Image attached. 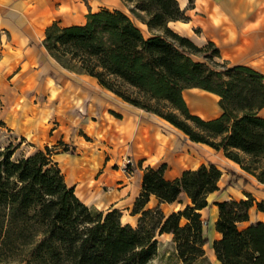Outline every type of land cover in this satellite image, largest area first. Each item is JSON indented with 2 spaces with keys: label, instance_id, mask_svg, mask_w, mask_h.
Here are the masks:
<instances>
[{
  "label": "trees",
  "instance_id": "trees-1",
  "mask_svg": "<svg viewBox=\"0 0 264 264\" xmlns=\"http://www.w3.org/2000/svg\"><path fill=\"white\" fill-rule=\"evenodd\" d=\"M123 1L131 3L130 12L147 26L148 35L122 9L102 7L89 11L83 24L49 25L43 39L47 52L63 68L95 77L102 87L157 115L188 139L222 150L264 183V116L259 114L264 107V73L243 63L215 70L194 61L190 55L203 47H213L221 57L220 48L212 40L198 47L169 26L170 21L188 19L178 0ZM68 55L80 65L69 66ZM119 82L136 88L138 96L119 88ZM187 87L218 95L220 114L203 118L190 111L182 96ZM152 100H166L177 112H164ZM60 144L68 150L66 143ZM42 149L17 161L6 148L0 149V255L9 257L30 245L34 264H147L156 253V236L168 232L180 264L204 258L207 243L220 264H264V221L242 224L249 220L251 207L264 212L263 199L245 193L215 202L219 236L210 242L205 233L199 210L219 189L221 176L213 162L184 169L173 178L164 176L166 163L145 166L132 209L139 213L133 226L122 223L115 208L105 214L89 209L52 161L57 148ZM42 193L46 200L41 201ZM150 195L158 204L144 208ZM184 197L188 202L169 213L159 206L183 203ZM37 202L39 207L30 213Z\"/></svg>",
  "mask_w": 264,
  "mask_h": 264
},
{
  "label": "crops",
  "instance_id": "crops-1",
  "mask_svg": "<svg viewBox=\"0 0 264 264\" xmlns=\"http://www.w3.org/2000/svg\"><path fill=\"white\" fill-rule=\"evenodd\" d=\"M120 2L124 3L123 0H0V121L15 136L38 149L53 144L57 150L51 154V159L60 169L65 184L73 188L74 194L88 206L117 209L120 212V221L133 226L137 223L139 213H134L132 209L141 190V178L145 166L156 167L166 163L164 176L173 178L180 175L184 169L213 162L221 170L218 180L219 189L209 194L208 205L199 210L202 216L203 211L209 207V197L215 196L222 188L220 182L223 175L226 176L224 185L227 182L228 175L222 171L225 167L252 174L226 157L222 150H215L187 137L181 146L174 147L176 137L164 138L161 126L156 122V118L161 119L160 117L122 100L102 87L95 77L85 73L70 72L63 68L47 52L43 44L45 31L49 25L83 24L89 11H96L102 7L121 9ZM227 2L239 3L244 7L253 6L245 14L248 27L245 32L243 31L242 36V22L236 25L237 35H228L221 28L220 23L223 20L216 16L211 19L207 11L199 5L198 0L188 7L179 4L185 10L188 19L175 21L183 25L197 22L201 28L198 38L203 36L205 40L216 42L224 59L232 64L245 63L254 67V64L260 63V50L247 47L253 38H258L259 47L264 48V30L258 34L250 32L264 24V0H227ZM125 3L131 5L129 2ZM198 9L206 15L200 14ZM191 10H194L193 14L190 13ZM248 13L252 15L247 17ZM195 17L200 19L197 20ZM141 24L148 33L147 26L142 22ZM174 30L188 37L192 33L185 27ZM243 51L242 57L234 60L237 53ZM182 96L190 111L203 118H213L220 114L218 95L213 92L200 87H187L183 89ZM214 96L218 108L211 98ZM63 101L69 102L65 111L79 115L78 122L71 127L72 132L69 135L60 131V122L55 123L58 121L56 115L58 107L62 106ZM263 109L264 107L261 110ZM173 128L183 134L179 129ZM104 129H106L105 141L100 138ZM75 130L78 134L74 137ZM80 132L92 136L93 140L82 139ZM70 137L73 139L71 144L74 149H61L58 144H68ZM104 142L109 144L110 151L128 156L132 165L135 163V167L130 170L120 167V170L106 172V167L113 164L115 158L110 156L105 160L100 154L103 153ZM173 147L176 148L174 151ZM178 154H182L183 157L198 156L203 161L195 166L182 167L174 176H167L170 164L179 163ZM182 156L180 158H183ZM102 166L104 172L95 177L97 170ZM111 175L118 177L110 178ZM105 184H111L112 187L105 190L101 187ZM230 187L229 183L225 190ZM245 193H250L255 200H264V183L257 180V185L253 189L244 190L238 197L212 199V216L209 223L213 229V236L208 237L210 242L219 236L214 228L217 218L215 202L242 198L245 197ZM183 200V203H159V206L164 213H169L188 202L186 197ZM174 203L179 206L170 207ZM157 204L156 197L150 195L144 208ZM167 207L170 208L166 211ZM257 220L264 221V212L256 210L253 206L249 211V220L242 224ZM158 236H165L173 242L171 233L163 232L157 235L156 239ZM205 246L206 244L204 249ZM210 249L214 255L211 246Z\"/></svg>",
  "mask_w": 264,
  "mask_h": 264
},
{
  "label": "rangeland",
  "instance_id": "rangeland-1",
  "mask_svg": "<svg viewBox=\"0 0 264 264\" xmlns=\"http://www.w3.org/2000/svg\"><path fill=\"white\" fill-rule=\"evenodd\" d=\"M194 1L195 0H178L180 6L182 7L184 6L188 7V6L194 5ZM133 3L135 4V1ZM198 3L202 8H204L207 11L211 19L213 18V16H216L218 18H221V20H223L220 23L221 28L228 35L230 34L234 36L237 35V26H236L237 23L242 22L241 36H242L243 31L246 30V28L248 27L247 20L245 19V14L248 12V10H250L253 7L251 5L244 7L243 5L240 6L239 3L238 4L228 3L227 0H198ZM119 5L123 11H125L131 16L132 20L136 23V25H138L143 30V33L145 35H148L145 29V26H143L140 20L130 12L129 10L130 6L126 4L125 2L124 3L120 2ZM197 11L203 16L206 15V13L200 11V9H198ZM190 13L193 14L194 10H191ZM251 15L252 13H248L247 17H250ZM195 18L197 20L200 19L199 17H195ZM169 26L172 29H177V30H180V27H185L189 29L192 32L189 39H191L193 43L197 45L198 47H202L207 41L203 38V36L198 38V36H200L201 28L197 22H193V24L183 25L181 22L175 21V22H169ZM263 30H264V24H262L258 28L250 30V32L258 34L260 32H263ZM257 39L258 38H253L249 42L248 44L249 46L247 48L248 49L255 48V49L260 50V53H261L260 63L254 64L255 65L254 67L264 73V48L259 47ZM214 43L215 45H217L216 42ZM243 54H244V51L241 53L238 52L237 57H234V60H237L239 57H242ZM190 57L194 61L202 62L203 66L206 67L207 69L223 70L227 66L232 64L230 62H226L225 60H223L222 55L220 57L217 54H215L213 52V47H208V48L203 47L201 50L196 51L195 53H192ZM66 62L68 63L69 66L73 68L74 66L80 65L77 58H70L69 55L66 56ZM223 77L225 78L226 75L224 74ZM117 84L119 88L126 89L129 93H131V95L138 96V92L136 88L126 83H123V82H119ZM211 98H213L214 104L218 108L217 99L215 98V96ZM151 102L159 106L164 112L166 111L177 112L176 110H173V108L170 106V103L166 100H160L158 103H154L153 100ZM67 105H69V102L63 101L62 106L58 107V112L56 113L58 121H56L55 123L60 122L61 124L60 131L66 132V134L69 135V133L72 132L71 127H73L74 124L78 122L79 115L78 113L72 114L71 111L70 112L65 111ZM259 114L264 116V109L259 111ZM156 120H157L156 122H158V124L161 126V130H162V133L164 134L165 139H167V137L169 136L176 137V143L174 144V147L181 146V144L186 141V137L183 136V134H181L180 132H176L174 128L170 126L168 122H166L165 120L159 119V118H156ZM77 134H78V131L75 130L73 134L74 137ZM80 134L82 135V139L93 140L92 136L87 135L85 132H80ZM100 138L103 139L104 141L106 140V129L103 130V133L101 134ZM69 139L70 141L67 144L68 149L72 150V148L74 149L73 144H71L73 139H71V137ZM103 144H104L103 153L100 152V154L104 156L105 160L110 158V156L111 157L113 156L115 158V160H113L114 161L113 164L106 167V170H107L106 172H113V170H120V167L126 170L127 169L130 170L135 167V163L134 165H132V161L128 158V156L119 155V153H114L113 151L109 150L110 148L109 144H107L106 142H104ZM58 145L62 149V144L59 143ZM52 146L54 147L53 144L50 145V147ZM4 148H6L7 152H10V159L13 161H17L21 158H27L39 150L33 144H30L26 141H22V139L15 136L12 132H10L8 128L4 127V125H2V123L0 122V149H4ZM175 149L176 148L172 150L174 151ZM43 150L44 149H42V151ZM178 156H179V163L170 164L167 170V173H166L167 176H174L175 174L179 172V170L182 167L195 166L198 164V162L203 161V159L198 156L193 157L191 155H184L183 157L182 154H178ZM181 156L183 158H180ZM2 158L3 156L0 157V161L2 160ZM128 160L129 162H127ZM48 166H53V164L49 163ZM0 170H2L1 162H0ZM222 171L223 173L228 175L227 182L224 185L226 176L223 175L221 178V182H220V184L223 185L222 188H220L219 192H217L215 196L209 197V200H210L209 207L206 210H204L202 213V218L205 220V223H204L205 233L207 234L209 238L213 236V229H212L211 224L209 223V220L212 216L211 215L212 199L216 197L219 198V197H227V196L238 197L242 195V192L244 190L253 189L257 185V180L255 177L241 170L237 171V170H233L231 168L225 167L224 170ZM102 172H104V166H102L101 168L97 170L95 177H97ZM109 177L114 178V177H118V175L117 176L111 175ZM15 180L16 179L12 178V181H14V184L18 186L20 183L19 181L15 183ZM229 183L231 184V187L225 190V188L229 185ZM110 186L112 187L111 184H105L104 186H101V187H103L105 190H108ZM47 198H48L47 195H45L44 193L41 194V201L46 200ZM39 202L35 203V205L30 208L29 210L30 213L33 212L35 208L39 207ZM178 206L179 205L177 203H174L170 207L173 208V207H178ZM88 207L92 211H103L104 214L108 210L107 208L103 206H99V207L88 206ZM170 207H167L166 211ZM0 257H1L0 264H34V261L32 260V257H31V246L30 245L24 246L18 252L14 251L13 254L10 255L9 257H5L4 252H3L2 255H0ZM147 264H180L178 257L176 255L174 243L169 238H166L165 236H158L156 253L149 260ZM195 264H220L216 261L212 253V250L210 249L209 243L206 244L205 246V257L198 260Z\"/></svg>",
  "mask_w": 264,
  "mask_h": 264
},
{
  "label": "bare ground",
  "instance_id": "bare-ground-1",
  "mask_svg": "<svg viewBox=\"0 0 264 264\" xmlns=\"http://www.w3.org/2000/svg\"><path fill=\"white\" fill-rule=\"evenodd\" d=\"M264 15V14H263ZM246 30H244V32H245Z\"/></svg>",
  "mask_w": 264,
  "mask_h": 264
},
{
  "label": "built area",
  "instance_id": "built-area-1",
  "mask_svg": "<svg viewBox=\"0 0 264 264\" xmlns=\"http://www.w3.org/2000/svg\"><path fill=\"white\" fill-rule=\"evenodd\" d=\"M127 162H129V160Z\"/></svg>",
  "mask_w": 264,
  "mask_h": 264
}]
</instances>
